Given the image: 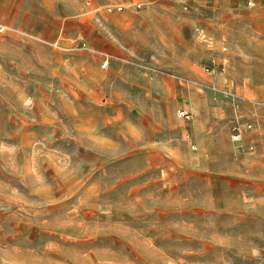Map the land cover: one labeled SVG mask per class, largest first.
I'll list each match as a JSON object with an SVG mask.
<instances>
[{"label": "rangeland", "instance_id": "1", "mask_svg": "<svg viewBox=\"0 0 264 264\" xmlns=\"http://www.w3.org/2000/svg\"><path fill=\"white\" fill-rule=\"evenodd\" d=\"M246 1L0 0V264H264Z\"/></svg>", "mask_w": 264, "mask_h": 264}, {"label": "built area", "instance_id": "2", "mask_svg": "<svg viewBox=\"0 0 264 264\" xmlns=\"http://www.w3.org/2000/svg\"><path fill=\"white\" fill-rule=\"evenodd\" d=\"M255 3L256 2L254 0H247L246 1V5L249 6V7L255 6ZM179 115L182 116L185 119H188L189 118V114L186 113V112H180Z\"/></svg>", "mask_w": 264, "mask_h": 264}]
</instances>
